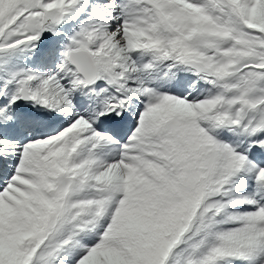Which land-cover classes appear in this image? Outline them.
Listing matches in <instances>:
<instances>
[{
	"label": "snow or ice",
	"instance_id": "snow-or-ice-1",
	"mask_svg": "<svg viewBox=\"0 0 264 264\" xmlns=\"http://www.w3.org/2000/svg\"><path fill=\"white\" fill-rule=\"evenodd\" d=\"M0 264H264V0H0Z\"/></svg>",
	"mask_w": 264,
	"mask_h": 264
}]
</instances>
